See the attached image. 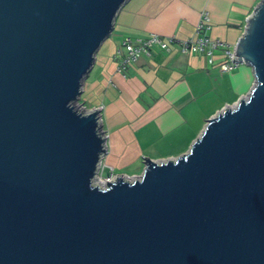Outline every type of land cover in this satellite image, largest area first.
Returning <instances> with one entry per match:
<instances>
[{"label": "water", "instance_id": "95a60500", "mask_svg": "<svg viewBox=\"0 0 264 264\" xmlns=\"http://www.w3.org/2000/svg\"><path fill=\"white\" fill-rule=\"evenodd\" d=\"M126 0H0V264H264V0L248 94L188 150L100 183V108L74 106Z\"/></svg>", "mask_w": 264, "mask_h": 264}, {"label": "crops", "instance_id": "0c3cea01", "mask_svg": "<svg viewBox=\"0 0 264 264\" xmlns=\"http://www.w3.org/2000/svg\"><path fill=\"white\" fill-rule=\"evenodd\" d=\"M260 1L126 0L122 4L81 89L84 104L100 108L107 132L105 175L121 174L117 172H124L123 168L141 174L145 157L159 161L186 152L208 118L248 94L254 84L250 65L240 62L222 72L221 48L213 50L209 62L204 52H181L180 40L195 36L196 24L207 12L205 33L233 49ZM153 33L166 46L154 44L148 54L118 71L115 50L122 40Z\"/></svg>", "mask_w": 264, "mask_h": 264}, {"label": "built area", "instance_id": "2783aa9c", "mask_svg": "<svg viewBox=\"0 0 264 264\" xmlns=\"http://www.w3.org/2000/svg\"><path fill=\"white\" fill-rule=\"evenodd\" d=\"M207 20H208L207 12H204L202 14L201 20H199V22L196 24L195 36L180 40V50L183 53L199 52V51L204 52L207 55L208 61L212 62L213 50L219 47L222 49V55H223V60L219 64V69L222 72H229L239 63L237 60L233 59V56H235L234 50L229 48L226 42L221 41L219 39H211L205 33L204 30L206 28H209ZM168 39L172 40V38H168ZM154 44L166 46L162 38L155 33L151 34L149 37L146 38L131 39L129 37H126L125 39H123L120 45L115 50V57L117 59L116 61L117 70L118 71L125 70L129 63L138 60L142 54H148L150 48ZM100 124H101V129L103 131V135L106 137V141H107V132L102 127L101 116H100ZM102 168L103 165L101 159L96 174V179L98 182L105 183L106 181L112 180L116 176V174H112V173H110L109 175L102 176ZM133 177L136 176H132L128 178H133Z\"/></svg>", "mask_w": 264, "mask_h": 264}, {"label": "rangeland", "instance_id": "374dc122", "mask_svg": "<svg viewBox=\"0 0 264 264\" xmlns=\"http://www.w3.org/2000/svg\"><path fill=\"white\" fill-rule=\"evenodd\" d=\"M74 106L76 108H79L80 110H83V109L90 110L91 109L90 107H88V106H86L84 104L83 97H82L81 94L78 96L77 100L75 101ZM123 169H124L123 170L124 172H117V173H121V174H123L125 176H128V177H132V176H135V175H139V174H136V173H132V170L125 169V168H123ZM112 172L113 173H116V171H112ZM106 173L107 172L105 170H103V168H102V176H105Z\"/></svg>", "mask_w": 264, "mask_h": 264}, {"label": "bare ground", "instance_id": "6f19581e", "mask_svg": "<svg viewBox=\"0 0 264 264\" xmlns=\"http://www.w3.org/2000/svg\"><path fill=\"white\" fill-rule=\"evenodd\" d=\"M133 178H135V177H133Z\"/></svg>", "mask_w": 264, "mask_h": 264}]
</instances>
